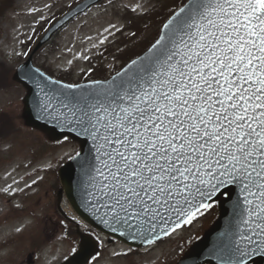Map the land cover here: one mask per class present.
I'll use <instances>...</instances> for the list:
<instances>
[{
    "label": "snow or ice",
    "instance_id": "6c2138e0",
    "mask_svg": "<svg viewBox=\"0 0 264 264\" xmlns=\"http://www.w3.org/2000/svg\"><path fill=\"white\" fill-rule=\"evenodd\" d=\"M21 79L35 85V119L91 143L69 159L82 161L84 205L110 232L153 244L223 197L226 230L188 264L264 260V0H187L143 55L88 87L39 68ZM90 238L85 228L71 252Z\"/></svg>",
    "mask_w": 264,
    "mask_h": 264
},
{
    "label": "rangeland",
    "instance_id": "374dc122",
    "mask_svg": "<svg viewBox=\"0 0 264 264\" xmlns=\"http://www.w3.org/2000/svg\"><path fill=\"white\" fill-rule=\"evenodd\" d=\"M2 1L0 5L5 9L0 10V264H28L30 252L33 261L29 264H57L71 252L73 245L63 233L67 226L62 227L59 222L65 218L56 207L60 186L57 169L78 151V145L68 139L47 144L44 133L23 123L21 109L26 89L12 80V74L14 68L26 60L31 50L30 40L34 44L53 17L77 0ZM178 1L100 2L68 24L34 55L33 62L54 77L71 70L64 78L73 83L95 77L100 69L91 72L90 61L94 60L97 48L124 42L133 16L153 9L148 25L141 31L143 40L147 39L162 21L157 17L165 11L163 4L168 8L174 5V9ZM137 27L140 29L139 23ZM126 49L130 55L138 51L136 43ZM108 55L112 57L111 49L101 58ZM118 61L111 58L106 61V75L112 74L115 66L120 65ZM60 206L63 215L73 216L74 211L64 198ZM199 222H192L179 231V236L169 237L140 253L115 255L120 248L105 247L90 264H173L184 238L193 233ZM72 227L70 225V229ZM188 244L189 241L184 246Z\"/></svg>",
    "mask_w": 264,
    "mask_h": 264
},
{
    "label": "water",
    "instance_id": "95a60500",
    "mask_svg": "<svg viewBox=\"0 0 264 264\" xmlns=\"http://www.w3.org/2000/svg\"><path fill=\"white\" fill-rule=\"evenodd\" d=\"M96 1L98 0H83L78 5H76L73 9H71L68 13H66L63 17H61L55 24L50 27V29L38 42L34 50H36L44 41H46L52 35V33L56 29H58L63 23H65L68 19H70L75 14L83 11L90 4ZM84 5H87V7H84ZM34 69L36 68L32 65L31 57H29L23 64L18 67V69L13 75L14 79L22 82L27 88V92L23 98L22 109V117L24 119L25 124L42 130L47 134L50 139L53 140L59 139L63 136H70L73 140H77L80 143V152L82 153V155H87L91 148V143L85 137L79 136L75 132L68 131L64 125L57 126L54 123L47 122L46 120L35 119L32 106L36 93L35 85L28 79H21L22 77H25L26 74L31 73ZM81 85L88 87L89 82L81 83ZM81 163V160L71 159L66 162L63 166H61L58 171L62 188L64 189L65 195L73 209L78 213L79 216H81L84 220H86L95 228L109 235L116 236L122 241L133 246L145 245L139 240L128 239L124 236H121L119 233L110 232L102 223H100V221L91 212V210L86 209L81 192L78 188V183L83 179L81 175ZM61 191L62 189L59 190V195L61 194ZM235 198L236 197L234 193L233 199ZM102 213L103 209H101L99 215H102ZM230 213L231 201L223 199L219 204V217L217 218L215 223L209 228V230L204 233V235L198 241L194 242L186 252L198 251L201 253V255H206L207 252L213 246V244L217 241L219 234L226 230L228 226V220L230 218ZM82 239H84V234H81V240ZM95 251L96 242L92 238H90L86 249H81L78 253L72 254L60 264H85L87 262L85 260V257L89 258ZM183 258L184 264H188V258L185 257V254ZM179 262L177 264H179ZM257 264H264V260L257 258Z\"/></svg>",
    "mask_w": 264,
    "mask_h": 264
},
{
    "label": "flooded vegetation",
    "instance_id": "af4514ba",
    "mask_svg": "<svg viewBox=\"0 0 264 264\" xmlns=\"http://www.w3.org/2000/svg\"><path fill=\"white\" fill-rule=\"evenodd\" d=\"M93 232H94V231H93ZM94 234H95V236H104V235H101V234H96L95 232H94ZM100 239H101V238H100ZM105 240H106L107 242H111L110 239L107 238V237H105Z\"/></svg>",
    "mask_w": 264,
    "mask_h": 264
},
{
    "label": "trees",
    "instance_id": "16d2710c",
    "mask_svg": "<svg viewBox=\"0 0 264 264\" xmlns=\"http://www.w3.org/2000/svg\"><path fill=\"white\" fill-rule=\"evenodd\" d=\"M163 15H165V14H162L161 16H158L157 18L158 19H163V17H164ZM134 33L137 34L138 32H134Z\"/></svg>",
    "mask_w": 264,
    "mask_h": 264
}]
</instances>
